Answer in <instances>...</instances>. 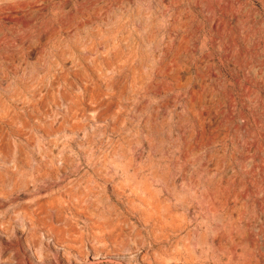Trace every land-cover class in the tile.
<instances>
[{
    "label": "rangeland",
    "instance_id": "374dc122",
    "mask_svg": "<svg viewBox=\"0 0 264 264\" xmlns=\"http://www.w3.org/2000/svg\"><path fill=\"white\" fill-rule=\"evenodd\" d=\"M0 264H264V0H0Z\"/></svg>",
    "mask_w": 264,
    "mask_h": 264
},
{
    "label": "bare ground",
    "instance_id": "6f19581e",
    "mask_svg": "<svg viewBox=\"0 0 264 264\" xmlns=\"http://www.w3.org/2000/svg\"><path fill=\"white\" fill-rule=\"evenodd\" d=\"M48 158V157H47ZM56 158V157H55ZM45 159V158H44ZM51 159V158H50ZM54 159V158H53ZM48 160H49V158H48ZM50 161V160H49ZM53 161V160H52ZM46 162V161H45Z\"/></svg>",
    "mask_w": 264,
    "mask_h": 264
}]
</instances>
